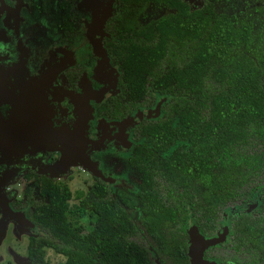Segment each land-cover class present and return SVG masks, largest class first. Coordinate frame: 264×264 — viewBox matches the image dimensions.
I'll return each mask as SVG.
<instances>
[{
	"label": "trees",
	"instance_id": "obj_1",
	"mask_svg": "<svg viewBox=\"0 0 264 264\" xmlns=\"http://www.w3.org/2000/svg\"><path fill=\"white\" fill-rule=\"evenodd\" d=\"M118 1L104 48L116 65L119 93L98 112L121 118L149 107L156 95L166 97L157 117L132 128L127 164L138 191L127 203L100 182L77 193L74 212L87 216L86 230L65 219V185L45 183L42 199L25 193L40 208L30 218L43 233L30 238L27 260L43 264L44 246L63 256L55 264H189L186 219L210 236L224 210L256 195L257 209L230 212L227 239L201 256L216 264H264V8H257L262 17L252 31L214 12L219 0H202L191 11L178 0ZM150 1L171 11L139 24Z\"/></svg>",
	"mask_w": 264,
	"mask_h": 264
},
{
	"label": "flooded vegetation",
	"instance_id": "obj_2",
	"mask_svg": "<svg viewBox=\"0 0 264 264\" xmlns=\"http://www.w3.org/2000/svg\"><path fill=\"white\" fill-rule=\"evenodd\" d=\"M178 1L188 11L202 6V0ZM110 2L112 6L101 11L103 16H100L94 9H91L92 15L80 10L78 0H0V129L5 125L14 126L15 133H9V139L0 133V150L9 153V148L24 137L28 142L36 139L32 144L41 140L54 147L63 146L62 151L51 149L46 155H38L41 164L49 168L46 172L42 169L40 174L27 169L36 162L26 160L25 156L12 164L10 170L0 165L3 195L0 197V242L5 252H14L15 241L21 233L18 228L28 227L24 246L26 260L30 238H39L43 233L30 218V213L38 214L40 208L31 205L25 195L30 192L42 199L40 189L45 183L65 185L51 178L63 168L58 163L61 152L69 146L65 156L68 162H86L100 171L93 178L92 171H88L91 181L83 178L87 188L100 182L109 190V185L121 177L111 152H124L129 147L130 154L135 144L133 126L141 119H148L141 118L130 125L129 119L139 107L121 118L98 112L101 104L119 93L118 71L104 48V41L112 38L106 25L116 22L120 7L118 0ZM151 3L161 5L164 12L171 11L162 3L150 1L148 5ZM261 7L264 8V3ZM141 15L137 17L139 24ZM91 16L94 23H89ZM62 26L67 29L64 31ZM155 99L149 107L140 109L154 106ZM36 126H42L41 130L48 133L41 135ZM24 128L27 133L22 136ZM11 258L16 262L12 255Z\"/></svg>",
	"mask_w": 264,
	"mask_h": 264
},
{
	"label": "rangeland",
	"instance_id": "obj_3",
	"mask_svg": "<svg viewBox=\"0 0 264 264\" xmlns=\"http://www.w3.org/2000/svg\"><path fill=\"white\" fill-rule=\"evenodd\" d=\"M78 8L84 11H89V15L91 14V9H94V11L97 12V14H100V16H103V13L101 11H105L106 8L112 6L110 0H78ZM108 1V2H107ZM189 2L193 3L197 0H188ZM264 3V0H219L217 2H214L212 4V10L214 12H219L222 14H225L227 16H233L235 19L248 23L251 26V30L253 31L256 28V25L258 24V21L262 17L261 13L258 12L257 8L261 7ZM105 5V6H104ZM87 12L85 13L87 15ZM164 12V8L156 3H151L148 5V7L145 9L144 13L139 17L140 22H145L151 18H154ZM89 23L92 22V16L90 18ZM155 99L154 106L147 108V109H137V111H134V115L130 117V125L135 124L139 119L141 118H155L158 113L159 106L165 102L166 97L157 95L154 97ZM58 109V108H57ZM51 128V127H49ZM22 136L27 133V129L24 128L22 130ZM43 135V134H41ZM50 139V138H49ZM33 139L32 142H34ZM55 141V136L52 139ZM32 142H28V139L25 137L22 138L19 142L12 145L9 148V153H6L5 151L0 150V165L4 167L5 170H10L13 167L12 164L15 165V163L21 159L23 160V156H25L27 159L36 163H31L27 169L34 170L36 174H40L42 172V169L44 172L48 171V165L41 164L40 160L38 159V155L43 154L46 155L47 151L54 149V151H62L63 146H51V144L39 141L38 143L32 144ZM36 142V141H35ZM53 143V142H52ZM179 142H175L166 152H164V155L166 156L170 149L177 145ZM69 149V146H68ZM68 149L66 151L61 152V156L58 160V163H61V167L59 168V172L51 176V178H54L55 180H58V182L64 183L66 188L69 192V198L66 200L67 204V210L65 212V219L69 223L72 224H80L83 226L84 230L88 228L87 222V216L83 215L81 217H78L76 213L74 212V209L77 205V193H83L84 189L87 188V185L85 184V181H83V178L90 182L91 179L88 175V171H92L91 177H96L98 175V172H100L97 168H91V166H88L89 169H87L85 166L80 164V162L73 161L68 162L66 160V155L68 152ZM31 153L30 155L24 154ZM131 153V152H130ZM112 157L115 159V162L118 165V172L117 174L120 175L121 179L118 177V181H115L114 184L109 185V190L111 195L114 199H116L118 202H130V198L134 200V197L138 191V178L136 173L128 166L127 159L130 156L129 154V147L126 151H112L111 152ZM129 155V156H128ZM20 158V159H19ZM68 158V157H67ZM89 161V160H88ZM86 163V162H83ZM87 164V163H86ZM88 165V164H87ZM86 165V166H87ZM45 167V168H42ZM52 167V166H51ZM95 171V172H94ZM34 172V173H35ZM121 180V181H119ZM19 182V179L15 181V183ZM8 186H10L8 184ZM13 188V184H11ZM16 186V184H14ZM17 188V186H16ZM3 196V195H2ZM258 207V201L256 199V195L252 198V200L243 206L234 207L232 209L224 210L222 215V220L220 223L219 228V234L217 235L218 240H215L214 243H220L222 241H225L227 239L226 237V225H227V218L230 212L241 210L244 212H251L256 210ZM139 214V209L135 208L129 213V217L132 219H135ZM185 230L188 233V241H187V253L188 258L192 260V262L199 263L202 259L200 257L201 250L205 247L202 243L203 237L200 235L194 226L191 223L190 219H186L185 221ZM21 233L19 234L17 240L15 241L16 249L14 252L8 253L7 251H4V247L2 242H0V264H30L26 260L25 255V235L26 231L29 230L28 227L24 226L22 228H18ZM24 229V231H22ZM1 235V233H0ZM42 260L43 264H55L63 261V256L60 254H57L53 252L50 248L42 246ZM11 255L13 256L14 262L11 258ZM209 262V261H206ZM156 264H158L156 262ZM213 264H216L213 262ZM222 264H231L229 262H225Z\"/></svg>",
	"mask_w": 264,
	"mask_h": 264
},
{
	"label": "water",
	"instance_id": "obj_4",
	"mask_svg": "<svg viewBox=\"0 0 264 264\" xmlns=\"http://www.w3.org/2000/svg\"><path fill=\"white\" fill-rule=\"evenodd\" d=\"M36 128H40V130H39V133L40 134H47L48 132L47 131H45V130H41V129H43V127L41 126H36ZM21 129H22V127H21ZM45 129V128H44ZM0 130H2L0 133H3V135H6L7 136V138L9 139L10 138V134H13L14 133V126H10V125H5V126H3L2 127V129H0ZM49 130H50V128H49ZM10 133V134H9ZM15 134V133H14ZM9 135V136H8ZM49 137V136H48ZM80 164H82L83 166H85L87 169H89L88 168V165L86 164V163H83V162H80ZM87 165V166H86ZM2 196V194L0 193V197ZM195 228V227H194ZM220 228V227H219ZM196 231V230H195ZM186 233H187V231H186ZM219 234V229L215 232V233H213L212 235H210V236H202L203 237V241H202V243H203V245L205 246L203 249H205L206 247H208V246H211V245H214V244H217V243H214V241L215 240H218V238H217V235ZM187 235H188V233H187ZM189 236V235H188ZM202 249V250H203ZM202 250H201V252H202ZM201 252H200V257H201ZM186 254H187V257H188V253L186 252ZM188 260H189V264H213V261H209V262H206V260H203V259H201L200 260V262L199 263H196V262H192V260H190L189 258H188Z\"/></svg>",
	"mask_w": 264,
	"mask_h": 264
}]
</instances>
